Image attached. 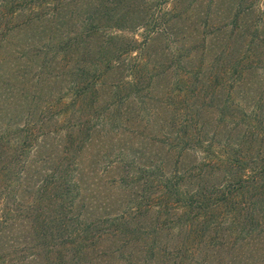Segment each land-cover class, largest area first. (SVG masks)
I'll return each mask as SVG.
<instances>
[{"label": "trees", "instance_id": "16d2710c", "mask_svg": "<svg viewBox=\"0 0 264 264\" xmlns=\"http://www.w3.org/2000/svg\"><path fill=\"white\" fill-rule=\"evenodd\" d=\"M243 2L235 1L232 9L234 30H246L250 16L256 20L255 30L264 26V0L257 8L253 0L246 6ZM126 3L130 0H0V67L11 66L14 58L21 61L22 53L7 48L10 36L32 32L46 38L39 39L36 51L22 63L34 70L35 77L28 81L38 91L65 81L56 95L49 88V100L36 119L30 116L31 123L0 125V264H75L103 235L113 233L125 245L142 242L144 259L129 264H264V80L259 97L244 101L242 92L253 82L247 77L253 66L241 57L231 58L222 71L212 70L225 55L215 57L206 73L183 67L174 79L177 88L166 87L172 111L160 138L165 149L162 157L142 164L135 175L120 176L124 184H134V190L118 212L86 218L82 156L91 116L84 107L95 108L110 69L115 66L116 71L124 63L128 75L119 77L115 94L108 95L116 115L122 101L141 88V77L134 72L142 70L144 46L152 40V33L146 32L140 46L134 39L111 33L128 20ZM171 3L164 14L176 18L181 0ZM74 11L80 16L74 33L62 34L61 27ZM7 50L12 60L6 59ZM189 53L185 56L193 58ZM171 66L160 70L152 66L149 79L170 78ZM17 71L9 67L0 76L24 80L25 75L18 76ZM205 86L203 99L226 92L215 109L209 106L214 113L209 122L200 120V109L193 102ZM126 88L130 91L124 92ZM6 89L10 97L16 87L9 83ZM7 104L11 102L1 104L0 110H9ZM51 120L60 122L53 123L52 130L45 127ZM48 132L57 134L56 144L49 145L51 152H46ZM188 152L193 161L183 165ZM173 154L177 163L170 167ZM130 165L123 166L124 172L131 170ZM147 218H151L148 226ZM23 219L27 229L20 241L12 233L16 221ZM175 230L181 242L156 245L162 231L175 240L179 236H174ZM202 249L211 255H201Z\"/></svg>", "mask_w": 264, "mask_h": 264}, {"label": "rangeland", "instance_id": "374dc122", "mask_svg": "<svg viewBox=\"0 0 264 264\" xmlns=\"http://www.w3.org/2000/svg\"><path fill=\"white\" fill-rule=\"evenodd\" d=\"M235 1L237 0H181L179 8L174 13L178 15L176 18L164 14L167 9L171 8V0H130L129 4L126 3L127 8L129 6L130 9L128 13L126 12L128 20L123 22L121 28L111 29V33L120 35L125 39H134L140 46L148 33H152L150 36L152 40L149 45L144 46L146 51L142 52V57H145V63L141 62L142 65L139 66L142 70L135 69L134 72L141 77L138 81L141 88L122 101V106L116 115L115 106L111 105L112 102L108 95L110 93L115 94L117 79L128 75V70L126 71L122 67L124 63L120 64L116 71L115 66L110 69L105 77L103 87L99 91L100 97L95 104V108L84 107V112L89 113L88 115L91 116L89 124L91 130L82 156L84 175L81 181V195L84 197L87 207L84 211L88 220L96 219L107 213L118 212L119 209L124 207L134 190V184H124L120 180V176L125 173L135 175L139 166L149 164L152 161H159L162 157L165 149L160 138H162V133L166 129L165 120L172 111V108L170 109L167 106L170 99L167 98L166 87L177 88L174 79L183 70V67L201 68V71L206 73L209 67L213 68L210 65L215 57L225 55V57L222 56V64H216L215 69L212 70L222 71L224 66L230 64L231 58L241 57L245 64L253 66V69L249 70V74H247L248 79L253 82L245 86L242 92L245 96L244 101H251L250 99L253 101L259 97L262 88L260 83L262 84L264 80V26L260 24L255 30L253 25L256 20L254 21L253 16H250L248 21L250 25L246 30H234L235 23L232 19V9ZM250 1L244 0L243 6L248 5ZM253 1L255 8H257L263 0ZM69 15V18L66 16L65 26L60 29L62 34L64 32L73 34V29L76 28L75 23H79L80 16L77 12L74 11ZM44 38L46 36L40 38L32 32L23 34V31L14 32L10 36L7 48L11 49V53L17 54L18 51L22 53L21 58H19L21 61L18 58L12 60L9 50H7L6 59L12 60L9 63L11 66H8V64L2 65L0 73L2 70L6 71L9 67H12L18 70V76L25 75V79L18 80L15 77L9 80L0 76V105L6 103L7 100L11 102V105L7 104L9 110H0V120L3 117L6 119L0 125L4 126L5 123L9 122L12 123V126L15 124L22 126L28 120L31 123L33 119L30 116L36 119L40 115V108L49 100V88H51L52 95H56L60 89H63L65 81H56L52 83L53 85L46 86L38 91V88H34L28 81V78L33 79L35 77L34 70H29L31 68H28V65L22 66L24 61H28L26 59H28L30 53L35 52L38 48L39 39L43 41ZM25 41H28V44L23 46ZM19 48L23 50H19ZM190 51L193 54L189 53ZM188 53L193 58H187L185 55ZM171 55L172 60L170 62ZM175 55L177 56L175 57ZM180 55H183V57L178 63ZM35 62L37 63L38 59ZM164 65L165 67L166 65H172L168 69L171 73L170 78L157 79L154 76L149 79L148 72L152 66L156 67V70H160ZM9 83L14 84L16 87L13 92L14 95H11V93L10 97L5 92ZM225 83L229 87L228 82ZM198 87L202 88L199 85ZM206 88L207 86L202 90L199 99L193 102L200 109V120L209 122L214 117V113L209 110V106L213 105L215 109V104L218 103L219 99L225 97L226 92L224 90L220 91L213 99L207 94L203 99L202 95L203 92L205 94ZM126 90L130 91L126 88L124 92ZM174 96L176 94L172 97ZM211 97H213V94ZM64 99L69 100L68 98ZM189 102H192V100ZM105 115L108 118H105ZM115 116L117 117L116 120ZM109 121L111 122L108 124ZM53 123L59 125L60 122H47L45 127H50V130H52L54 129ZM61 128L63 127H60L58 132L64 134L65 130ZM93 129L98 133L95 134L92 131ZM48 133L46 152H51L53 147L49 148V145L54 146L57 134L56 132ZM193 158L194 155L188 152L182 158L181 163L183 165L192 163ZM132 161L134 163L131 164ZM168 163L170 167L177 163L176 155H171ZM126 164H131L129 172H124L125 168L123 166ZM129 203H131V200ZM150 219L147 218L144 221L146 226L149 225ZM23 220L16 221L17 224L12 233L13 237L19 238L20 241L24 239L27 229L25 224L27 219ZM176 235L179 236L175 240L173 238L171 240L168 238V234L162 231L158 234L157 238L160 240L156 241V245L158 247L162 245L163 247L168 241L169 244L181 242L182 238L177 230L174 232V236ZM141 246L142 242H135L133 245L122 244V241L115 240L114 233L110 236L103 235L96 246L80 254L77 259L78 263L75 264H129V261L132 263L141 261L144 259V247ZM140 250H143V252L140 253ZM200 253L203 256L211 255V251L206 253L205 249H202ZM221 253L223 254V252Z\"/></svg>", "mask_w": 264, "mask_h": 264}]
</instances>
